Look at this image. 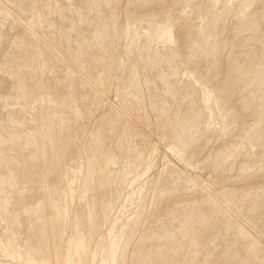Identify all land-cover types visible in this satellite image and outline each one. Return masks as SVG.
<instances>
[{
    "label": "rangeland",
    "instance_id": "374dc122",
    "mask_svg": "<svg viewBox=\"0 0 264 264\" xmlns=\"http://www.w3.org/2000/svg\"><path fill=\"white\" fill-rule=\"evenodd\" d=\"M88 259L264 264V0H0V264Z\"/></svg>",
    "mask_w": 264,
    "mask_h": 264
},
{
    "label": "bare ground",
    "instance_id": "6f19581e",
    "mask_svg": "<svg viewBox=\"0 0 264 264\" xmlns=\"http://www.w3.org/2000/svg\"><path fill=\"white\" fill-rule=\"evenodd\" d=\"M49 205V204H48ZM47 204L45 205L46 207H48L47 209H48V212L50 213L51 212V209H50V207L48 206ZM247 235H250L248 232L246 233ZM58 263H61L60 261H57ZM85 264H90V260L88 259V260H86L85 261Z\"/></svg>",
    "mask_w": 264,
    "mask_h": 264
}]
</instances>
